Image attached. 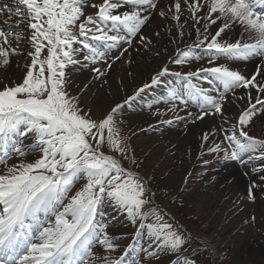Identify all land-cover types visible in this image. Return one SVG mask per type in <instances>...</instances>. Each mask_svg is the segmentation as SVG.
<instances>
[{"label": "snow or ice", "instance_id": "snow-or-ice-1", "mask_svg": "<svg viewBox=\"0 0 264 264\" xmlns=\"http://www.w3.org/2000/svg\"><path fill=\"white\" fill-rule=\"evenodd\" d=\"M17 5L16 14L23 16L17 23H24L30 30V62L24 64L22 77L12 79L10 84L0 81V148L4 150L0 163H5L10 153L24 156L36 152L38 158L5 165L0 173V264H139L135 256L128 260L135 253L133 244L118 258L112 257L119 246L102 220L106 201L114 209L125 211L131 223L139 220V228L147 230L158 248L179 249L186 242L182 235L170 223L162 222L163 216L157 211L146 209L150 189L143 178L125 169L116 156L101 151L105 141L112 152L125 155L127 151L126 138L120 136L115 120L123 105L116 104L96 121L66 90L67 68L83 62H106L112 50L130 45L157 8L156 0H102L98 4L93 0H17ZM182 5L187 6L191 19L206 23L203 32L196 29L198 42L187 45L173 62L182 65L201 59L194 52L201 49L208 54L209 66L173 73L182 83L167 86L169 101L173 107L175 101L197 103L201 108L197 119H203L210 113H222L227 93L235 96L238 89H254L257 95L248 91L246 97H239L246 105L239 111L231 134L225 136L228 147L222 149L215 144L207 151L223 152L222 159L245 166L264 161V138L247 131L254 117L264 114V81L258 79L264 76V67L258 66L255 74L246 76L232 66L237 61L264 58V0H175L174 12L172 8L167 12L162 9L159 15L171 14L172 19L180 21ZM88 6L97 11L86 14L84 8ZM217 21L220 26L213 34L209 25ZM237 26L242 29L240 38L225 41L222 33ZM140 38L144 39L142 35ZM24 39L21 34L0 30V71L7 70L10 55L23 54L19 45ZM45 50L47 54L43 55ZM124 51L127 49L121 55ZM92 71L103 75L99 68ZM169 71L167 66L162 67L151 84L162 83L160 78ZM194 78L216 87L203 88L193 82ZM149 87L143 85L124 103ZM26 139L32 143L25 144ZM203 139L207 141L209 134L205 133ZM261 171L264 166L252 168V172ZM82 179L85 183L69 198L73 186ZM256 187L255 183L248 187L247 199L255 198ZM150 215L155 217L154 222L145 224ZM93 245L103 252L94 255ZM141 252L156 254L144 248ZM186 264L195 262L186 260Z\"/></svg>", "mask_w": 264, "mask_h": 264}, {"label": "rangeland", "instance_id": "rangeland-1", "mask_svg": "<svg viewBox=\"0 0 264 264\" xmlns=\"http://www.w3.org/2000/svg\"><path fill=\"white\" fill-rule=\"evenodd\" d=\"M168 4H166L167 7H169ZM16 9L17 7H14L13 11H16ZM6 13L11 14L9 10ZM182 16L185 18L184 22L183 20L176 21L173 19L174 24H172L169 32L172 35L169 37L168 33L163 43L157 40L155 41L156 44L152 46V49L155 47L153 50H157L160 45L162 47L165 57L161 66H151L150 60H146L148 55L155 59L159 53L153 52L150 47L140 43L137 37H134L130 45L123 44L120 48L108 53L106 62L100 61L95 65L79 67L78 70L73 66H69L66 70L68 73L66 90L71 96L78 99L80 108L96 121L102 119L105 113L110 111L116 104H121L124 99L127 100L143 85L151 84L152 77L162 67L167 66L170 70L166 76L160 78L163 81L162 83L151 84L152 88L146 90L147 93H140V98H137V100L143 104L130 108V110L125 109L124 106H128L126 104L115 115L120 136L126 138L127 151L125 155L127 158H125V155L112 152L106 141L102 145L101 151L116 156L125 169L131 170L143 178L145 185L150 189L146 196L150 203L146 205V209H154L161 214L163 216L162 222L170 223L186 242L177 250H170L167 247L158 248L149 238L147 230L139 228V220L136 224L131 223L125 211L114 209L107 201L102 209L104 213L102 220L109 225L107 228L109 234L117 237L115 240V243L119 246L117 250L125 243L135 245V253L133 254H136L135 257L138 259L139 264H186V260H192L195 264H264V179H262L264 171L252 172L251 170L250 172L252 184L257 185L253 189L255 197L253 200L240 196V192L224 187L223 182L214 178V172L228 161H214L213 159L217 157V154H223V152L211 153L207 151L209 147L215 144H220L222 149L227 148L229 145V142L225 140V136L228 135L226 132L228 122L225 119L228 116L225 113L223 114V111L218 114L210 113L205 115L203 119H197L201 112L200 107H190L189 104L184 105L179 101H175L176 105L185 106L184 108L189 107L191 110L181 122L171 121L170 109L175 107L167 97L166 88L169 84L178 85L182 83L181 78L173 75V73H186L209 66L207 63L208 54L201 49H195L198 52L194 51L195 54L202 56L201 59H192L182 65L173 62L179 57L181 51L186 49L187 45L198 42L196 29L200 28V31L203 32L202 25L206 23L202 20L201 23L193 21L189 14H182ZM12 18L16 19L14 24L18 25L15 30L18 32H14V35L21 34L25 39L19 45L23 54L10 55V64L5 71L7 73L14 69L15 77L7 76L4 71H0V81L9 84L12 79L24 75L23 66L26 62H30L27 58V52L30 50L27 37L30 35V30H26L24 23H17V21H23V16L14 17L13 15ZM219 26L217 24V28H214V25L210 24L209 31L214 34ZM181 32H183V35H181ZM12 46L16 47V43L13 42ZM123 49L138 51L142 59L145 60L146 65L141 64L138 66V63L132 57L133 54L128 53L130 55H128L127 66L120 67L121 75L117 83L113 74L110 73L114 71L112 64L117 60L113 58L120 57ZM46 54L45 50L43 55ZM216 62L221 63L222 61L218 60ZM247 64L243 62L242 66L234 67L248 76L251 72L249 69H245ZM87 65H90V63H87ZM128 65H130L129 68L133 67L134 69L128 70L126 68ZM93 67L99 68L103 75L93 72ZM140 67L145 68L143 73L140 72ZM137 79L141 81V86L135 89L133 83ZM193 81L200 83L199 78H194ZM2 86L0 84V87ZM150 90H152L151 95H149ZM252 90L249 89V91ZM236 91L247 93L243 88ZM143 94L146 95L145 98H143ZM103 107L106 109L105 113ZM164 111L167 114L162 115ZM263 115L258 113L248 126L247 131L250 135L258 137L255 125L257 121L262 120ZM165 118L171 123L168 125V122L153 125L158 119ZM208 118L211 121L215 119L216 130L207 132L206 121L208 124L210 123ZM198 123L202 124L201 134H209L207 141L198 142L199 149L195 148L196 142L192 146H188L190 143L184 145L167 142L169 133L174 131L181 133L182 137L189 135V140H192L194 138L193 130L197 128ZM261 137L263 138L264 135ZM193 141H196V139H193ZM24 143L31 144L32 140L26 139ZM93 144L95 146L94 142ZM37 158L38 153L36 152L24 156L10 153L6 162L0 163V173L5 171V165L11 166L19 164L21 161L33 162ZM204 161L209 163L205 164ZM262 166H264V162L255 161L249 168H260ZM84 183L83 179L77 182L69 193V198ZM110 219L113 221H109ZM154 219L155 217L150 215L144 223H152ZM138 232L140 233L139 236L137 235ZM206 236H211L215 241L212 248L201 243L200 238ZM141 248L156 254L141 252ZM117 250L112 253V257L114 253H118ZM92 251L94 255H98L103 252V249L98 245H93ZM130 256L128 257L129 261L132 259Z\"/></svg>", "mask_w": 264, "mask_h": 264}, {"label": "bare ground", "instance_id": "bare-ground-1", "mask_svg": "<svg viewBox=\"0 0 264 264\" xmlns=\"http://www.w3.org/2000/svg\"><path fill=\"white\" fill-rule=\"evenodd\" d=\"M175 0H162L159 2L158 4V9L160 10H165L166 12L168 11V9L172 8V11L174 12V8L172 7L174 4ZM167 3H169V7H167ZM188 9L186 5H182V14H189V11L185 9ZM158 9H155L152 12L151 18L149 19V21L147 22V24L144 26L141 34H139L137 36V40L140 41V43L142 44H146L145 46L150 47V49L153 52H158V56L154 59L151 58V56H147L148 59L146 60H150V65L151 66H161L163 64V60L165 57L164 52H162V47L161 45L159 46V48L157 50H153L155 49V47L152 49V46L154 44H156L155 41H160L161 43H163V41L165 40L164 38L167 37V34L170 32L171 26L172 24H174V20L172 19V15L169 14L166 17H161L159 15V12L157 13ZM181 20H183V22L185 21V18L182 16ZM194 21V20H193ZM203 21V20H202ZM201 21V22H202ZM188 22V21H187ZM200 22V23H201ZM217 24L220 25V22L217 21ZM217 24L214 25V28H217ZM242 31V29L240 27H236L231 31H226L222 37L225 41H232L234 42L236 39L240 38V32ZM143 36L144 39L142 40L140 38V36ZM172 34L169 33V37ZM247 35V34H245ZM130 53L131 55L133 54V59L138 63V66H140L141 64H144V59H142L141 55L139 54V52H134V50L130 49L129 51H125V53L123 55H121L119 57V59L115 60L114 63L112 64V67L114 69V71L112 73H110L111 75L113 74V76L116 79V82L118 83V79L120 78V67H125L127 66V60L129 58L128 54ZM264 58H259L256 59L255 61H252L250 63L247 64V66L245 67V69H249V71L251 72L250 74H255L257 67H264ZM237 65H240L239 63H237ZM130 65H128V70H132L134 69L133 67L129 68ZM147 67V66H146ZM250 67V68H249ZM140 72L143 73V71L145 70L144 67H140ZM251 69V70H250ZM146 70H148L146 68ZM149 71V70H148ZM149 73L151 74V72L149 71ZM4 74L7 76H11V77H15V72L14 69H11L10 71H8L7 73ZM142 77V76H140ZM88 79V78H87ZM136 79V78H135ZM258 79L264 81V76H260L258 77ZM86 80V79H85ZM87 82V81H86ZM141 81H139L138 79L136 80V82H134V86L135 89L139 88ZM137 87V88H136ZM247 92L249 90H246ZM252 95L255 96L257 95V92L253 89L251 91ZM245 96L246 97V93H237V95L233 96V95H228L227 96V100L224 103L223 106V114L225 113L226 116H228V118L225 119L227 123V125H233L236 121V119H238V114L239 111L241 110V108L243 106L246 105V101L245 100H241L239 99V97ZM103 111L104 113L106 112L105 107H103ZM210 117V116H209ZM211 118V117H210ZM209 119V118H208ZM210 123L208 124V122L206 121V125H207V132L209 131H213L216 130V122L215 119L213 121H211V119H209ZM199 122V121H197ZM201 123V122H200ZM198 123V125L196 126L197 128H195L194 131V138L196 139V141L189 140V135H185L184 137L181 136V133L179 132H172L169 133L167 142L171 143H179V144H184V145H189L188 146H192L193 144H195L196 142V149H199V143L201 141H204L202 133V129H201V125ZM255 130H256V134H258V136H262L264 135V115L262 120H259L256 122L255 125ZM190 134V133H189ZM201 145V143H200ZM223 155H217V159L220 160L222 159ZM261 161V160H258ZM262 163L264 161H261ZM252 163H249L247 166L242 165L239 161H227L223 164V166L221 168H219L216 172H214V178L217 179L218 181L223 182L224 187L226 188H231L232 190H235L236 192H240V196H244V198H246L245 196H247V189L250 185H252V177H250V172L252 170V168H249V166ZM254 193V191H253ZM201 243L204 245H208L211 248L215 245V241L213 240V238L211 236H206L204 238H200Z\"/></svg>", "mask_w": 264, "mask_h": 264}]
</instances>
